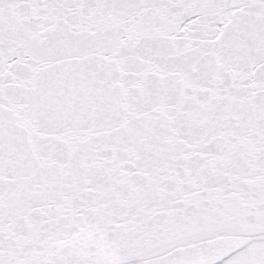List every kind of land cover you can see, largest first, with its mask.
Instances as JSON below:
<instances>
[{
    "label": "snow or ice",
    "instance_id": "1",
    "mask_svg": "<svg viewBox=\"0 0 264 264\" xmlns=\"http://www.w3.org/2000/svg\"><path fill=\"white\" fill-rule=\"evenodd\" d=\"M0 264H264V0H0Z\"/></svg>",
    "mask_w": 264,
    "mask_h": 264
}]
</instances>
